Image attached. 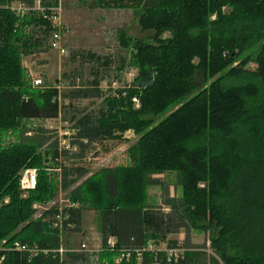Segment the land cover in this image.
<instances>
[{
  "label": "trees",
  "instance_id": "16d2710c",
  "mask_svg": "<svg viewBox=\"0 0 264 264\" xmlns=\"http://www.w3.org/2000/svg\"><path fill=\"white\" fill-rule=\"evenodd\" d=\"M35 1L0 0L1 264H61L54 254L60 234L52 226L58 208L38 218L33 208L52 202L60 190L76 205L67 210L71 231L79 230L85 210L99 213V264H116L122 255L129 258L119 264H169L167 253L149 244L182 230L209 233L212 264H264V0H91L100 10L142 11L139 27L152 34L149 43L136 39L133 45L120 36V45L135 51L139 73L132 86L105 97L98 112L75 121L70 147L78 154L57 142L43 150L42 138L30 134L29 122L60 119L69 98L58 87L30 85L23 67V57L40 51L55 31L50 9L59 0H40L45 14L21 17L11 9ZM199 73L204 87L196 82ZM129 131L140 136L129 150L130 165L91 174L83 165L64 164L83 159L91 144L121 141ZM9 134L18 141L7 142ZM26 169L38 175L23 198ZM170 172L179 174L183 195L166 201L170 212L164 213L147 205L148 188L157 184L151 176ZM16 242L50 253L31 258L13 249ZM185 253L171 264H192L198 255Z\"/></svg>",
  "mask_w": 264,
  "mask_h": 264
},
{
  "label": "rangeland",
  "instance_id": "374dc122",
  "mask_svg": "<svg viewBox=\"0 0 264 264\" xmlns=\"http://www.w3.org/2000/svg\"><path fill=\"white\" fill-rule=\"evenodd\" d=\"M61 1L63 7L61 22L66 30L63 44L67 54L60 56L59 52L52 50L50 38H48L40 51L34 55L23 57V67L30 85L35 87L34 81L40 79L43 81L42 88L47 85L58 87L61 93L69 98L64 101L60 119L29 122V128H31L32 137L42 138L43 150L57 142L60 150H69L70 154H78L79 151L76 147H70L71 143L75 141L76 132L73 128L75 121L87 114L98 112L105 97L117 90L132 86L139 73L135 51L132 46L128 49L123 48L120 45V36L125 34L133 45L136 39L149 43V36L152 33H145L140 29L139 18L142 14L140 10L106 11L98 9L91 0ZM228 11V7L223 8V12L227 13ZM38 35L39 37L43 36ZM170 37V34L165 36V38ZM260 48H255L249 54L258 52ZM196 82L201 87L205 86L202 74H197ZM95 83H98V86ZM83 91H99L101 96L89 99L71 96L75 92ZM189 99L190 97L186 100ZM139 105L135 104L137 108ZM165 117L158 118L157 123ZM11 135L7 136V142H17V136L12 137ZM122 137L121 141L108 140L91 144L84 153L83 159L79 161L71 159L69 156L70 158L64 160V164L67 166L83 165L88 168L91 174L103 168L130 165L129 150L137 144L140 136L136 135L134 131H129ZM26 170L21 172L20 180ZM151 178L157 181V184L150 185L148 188L147 205L169 213L170 208L165 206V202L179 199L183 195L179 174L170 172L153 175ZM21 192L23 198H27L30 193L25 196L22 190ZM62 195V200L69 202L68 192L62 191ZM5 201H9V199ZM58 201H60V192L57 198L47 205L35 204L33 207L37 212L35 218L41 217L43 213L40 209L35 208L36 206L47 207ZM100 225L99 213L91 209L85 210L79 230L66 234V245L71 249H77L82 244H86L90 251H101L103 243ZM209 238V233L205 231L190 230L187 232L182 230L179 234L168 236L166 242H151L149 245L151 250L168 253L171 250L168 242L176 243L177 247L198 254L193 260L195 264H212L216 255L210 248ZM91 255L94 257L91 258ZM185 255L184 252V257ZM96 256L98 255L95 253L82 254L69 258L68 264H99Z\"/></svg>",
  "mask_w": 264,
  "mask_h": 264
},
{
  "label": "built area",
  "instance_id": "2783aa9c",
  "mask_svg": "<svg viewBox=\"0 0 264 264\" xmlns=\"http://www.w3.org/2000/svg\"><path fill=\"white\" fill-rule=\"evenodd\" d=\"M58 2H59L58 6L50 9L53 13L52 17H50V20L52 21V24L55 28V31L52 33L50 37V48L52 50L59 52L60 56H65L67 54V51L64 47L63 42H64V38L66 35V30L62 26V22H61V15L63 11L62 1L59 0ZM11 9L21 17L29 14L30 12H34V11L45 14L47 10L40 0L35 1L33 7L25 5L23 3L15 2L11 4ZM34 84H35L34 85L35 87H41L43 86V81L39 79V80L34 81ZM133 102L136 105H139V100L137 98H134ZM36 184H37V170L28 169L24 171V173L22 174L21 180H20V187L23 193L25 194V196L36 188ZM62 197H63L62 191L60 190V201L52 203L48 205L47 207H41V206L35 207V208L40 209L43 212L52 207L58 208L59 214L53 218L52 226L60 234V246L58 250L54 251V254L59 255L61 264H68L67 259L69 255L72 256V255L94 254V253L98 255L100 251H90L86 244H82L77 249H71L66 245L65 243L66 234L75 228V225L71 221V215L67 212V210L75 208L74 207L75 205H72L69 202L62 200ZM108 244L110 247L113 248L115 245V240L110 239ZM13 249L17 250L18 252L27 253L31 258L37 257L41 253H44L46 255L50 253V251L41 250L37 244L28 245V244H23L19 242L15 243ZM184 252L185 250L180 247L171 249L167 253V262L171 264V263H177L183 260ZM93 257L94 256L91 255V258ZM127 258H129V256H126V255L119 256L115 259V263L119 264L124 259H127Z\"/></svg>",
  "mask_w": 264,
  "mask_h": 264
}]
</instances>
